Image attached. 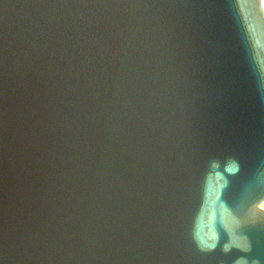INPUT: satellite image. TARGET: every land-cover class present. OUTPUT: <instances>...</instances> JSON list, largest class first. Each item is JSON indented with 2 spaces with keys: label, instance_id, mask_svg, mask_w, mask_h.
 Segmentation results:
<instances>
[{
  "label": "water",
  "instance_id": "95a60500",
  "mask_svg": "<svg viewBox=\"0 0 264 264\" xmlns=\"http://www.w3.org/2000/svg\"><path fill=\"white\" fill-rule=\"evenodd\" d=\"M260 0H0V264H264Z\"/></svg>",
  "mask_w": 264,
  "mask_h": 264
},
{
  "label": "bare ground",
  "instance_id": "6f19581e",
  "mask_svg": "<svg viewBox=\"0 0 264 264\" xmlns=\"http://www.w3.org/2000/svg\"><path fill=\"white\" fill-rule=\"evenodd\" d=\"M260 4H261V8L264 12V0H260ZM264 205V200L261 202V204L258 206L259 209H263V206ZM264 210V209H263Z\"/></svg>",
  "mask_w": 264,
  "mask_h": 264
},
{
  "label": "rangeland",
  "instance_id": "374dc122",
  "mask_svg": "<svg viewBox=\"0 0 264 264\" xmlns=\"http://www.w3.org/2000/svg\"><path fill=\"white\" fill-rule=\"evenodd\" d=\"M262 207H263V209H264V205H263Z\"/></svg>",
  "mask_w": 264,
  "mask_h": 264
}]
</instances>
